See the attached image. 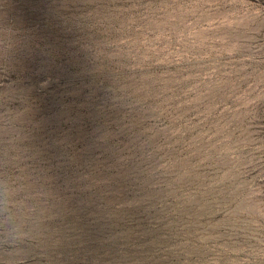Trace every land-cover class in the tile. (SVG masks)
Instances as JSON below:
<instances>
[{"label":"rangeland","instance_id":"rangeland-1","mask_svg":"<svg viewBox=\"0 0 264 264\" xmlns=\"http://www.w3.org/2000/svg\"><path fill=\"white\" fill-rule=\"evenodd\" d=\"M0 264H264V0H0Z\"/></svg>","mask_w":264,"mask_h":264}]
</instances>
